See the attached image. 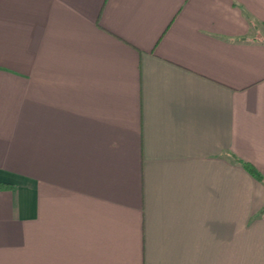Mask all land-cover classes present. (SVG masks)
I'll return each instance as SVG.
<instances>
[{"label":"crops","instance_id":"obj_1","mask_svg":"<svg viewBox=\"0 0 264 264\" xmlns=\"http://www.w3.org/2000/svg\"><path fill=\"white\" fill-rule=\"evenodd\" d=\"M0 264H264V0H0Z\"/></svg>","mask_w":264,"mask_h":264},{"label":"trees","instance_id":"obj_2","mask_svg":"<svg viewBox=\"0 0 264 264\" xmlns=\"http://www.w3.org/2000/svg\"><path fill=\"white\" fill-rule=\"evenodd\" d=\"M235 161L238 162V163H240L255 178L262 180V176L250 164H248L246 162H243V161H240V160H236V159H235Z\"/></svg>","mask_w":264,"mask_h":264}]
</instances>
